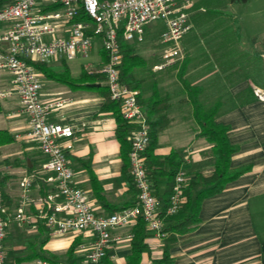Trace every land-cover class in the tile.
Masks as SVG:
<instances>
[{"label": "crops", "instance_id": "obj_1", "mask_svg": "<svg viewBox=\"0 0 264 264\" xmlns=\"http://www.w3.org/2000/svg\"><path fill=\"white\" fill-rule=\"evenodd\" d=\"M193 9L190 21L195 12ZM225 17L226 29L214 37L218 43L211 46L208 42L207 49L195 54L202 55V58L195 64L190 61L184 76L193 84L205 86L202 96L207 100L221 98L222 106L216 120L229 125V139L236 145L230 166L249 168L228 181L221 191L203 198L198 222L189 230L176 233V240L169 247L172 264H264V99L256 97L249 89L253 84L264 86V41L261 40L264 22H257L255 28L241 22L243 31L239 32V26L235 24L239 18L236 15ZM228 18L234 23L231 24ZM249 28L255 35H251ZM242 43L245 49L240 48ZM188 51L187 56L192 59ZM54 63L51 64L58 65V62ZM179 66L153 71L154 74L147 78L149 82L142 86V97L150 96L154 82L159 93L168 96L165 116L158 118L154 152L168 154L177 150L184 161L180 170L185 172L189 182L198 174H211L214 160L211 144L197 134L193 106L178 78ZM253 79L261 83H255ZM9 83L10 75L0 70V87H10ZM42 83V99H66L51 113L50 119L77 127L69 161L75 181L88 190L95 210L110 212L132 204L136 191L129 187L123 174L125 161L116 136L115 117L112 111L101 108L105 100L103 92L97 88L74 87L45 73ZM101 83L106 85L104 80L98 84ZM217 87L225 89L216 93ZM0 107V127L15 136L14 141L0 146V182L4 200L11 211L15 210L22 200L21 180L33 175L27 211L34 212L41 205L47 189L42 179L44 156L37 142L22 140L15 135L28 128L27 117L19 108L18 95L13 93L9 98H0ZM153 181L156 193L162 195L165 179L158 177ZM135 223L113 230L114 237L120 238L113 239L109 250V258L114 264H127L133 237H127V234H133ZM164 232L162 237H157L147 228L145 242L148 249L143 251L138 264H153L162 256L167 234ZM75 239L79 243L83 237L74 232L51 235L42 223L34 228L27 223L10 221L4 238L7 264H30L39 256L22 257L31 253L44 254L58 264H70L67 249ZM74 251L72 257L76 261ZM102 264H106L105 261Z\"/></svg>", "mask_w": 264, "mask_h": 264}, {"label": "built area", "instance_id": "obj_2", "mask_svg": "<svg viewBox=\"0 0 264 264\" xmlns=\"http://www.w3.org/2000/svg\"><path fill=\"white\" fill-rule=\"evenodd\" d=\"M194 0H11L0 6V70L10 75V87H0V98L18 95L20 111L27 117L28 128L16 133L22 140L37 142L44 160L42 179L46 194L36 211L28 212V191L33 175L21 180L22 200L15 210L5 203L0 182V264H7L4 248L10 221L32 227L44 224L51 235L74 232L83 240L74 248L78 264H102L109 255L113 230L142 218L148 230L157 237L165 232L156 186L148 173L144 150L151 140V126L139 102L138 90L120 79L122 40L141 44L148 27L162 21L163 29L156 37L160 53L153 71L175 65L185 57L182 38L191 31L190 13ZM100 42V63L97 68L110 92L118 101L124 119L133 127L130 133V174L138 190L136 200L110 212L93 207L87 189L75 181L69 161L74 146L76 125L50 119L65 98L44 100L41 97L43 72L33 62L51 64L88 55L96 41ZM264 64V53L262 54ZM256 97L264 99V86L254 84ZM188 178L183 170L175 176L173 191L166 207L175 214L185 199ZM133 234H127L132 237ZM30 264H58L37 257Z\"/></svg>", "mask_w": 264, "mask_h": 264}, {"label": "trees", "instance_id": "obj_3", "mask_svg": "<svg viewBox=\"0 0 264 264\" xmlns=\"http://www.w3.org/2000/svg\"><path fill=\"white\" fill-rule=\"evenodd\" d=\"M9 1L10 0H0V6ZM229 1L230 3L236 4L247 0ZM196 5L199 6L195 0L193 7L195 8ZM211 12L216 13L217 9L213 10V8H209V13ZM237 22L238 21H236V23ZM237 30L241 32L239 27ZM217 40L218 39H216L214 45L218 43ZM121 53L122 59L119 65L120 79L130 87L138 90L137 98L143 105L148 122L151 126V140L144 150L148 173L153 180H157L158 177L165 179L164 193L162 195L157 194V196L161 208L160 214L165 222L162 229L166 231L167 234L164 237L162 256L153 261V264H172L173 259L169 253V247L175 242L176 233H183L198 222V212L203 198L221 191L228 181L237 177L248 169L249 166L231 168L230 160L233 152L236 150V145L231 143L229 139V125L216 120V116L222 106V100L219 96L212 100H207V98L202 96L205 91V86L203 84H193L188 77L184 76L187 66L191 61V58L187 56L186 52L185 57L180 64H178L180 65L178 69V78L186 92L187 99L193 106V115L198 124L197 134L203 136L211 144L214 170L209 175L198 174L195 178L190 179L185 186V201L182 207L175 214H167L166 207L169 203V196L173 191L175 176L184 162L177 150H172L168 154H157L154 152L157 146L158 118L165 116V109H167L169 105L168 96H162L157 89L156 82H154L152 84V93L150 96L147 98L142 97V86L144 82L147 80L148 75L152 76L154 74L151 69L153 62L150 63L146 57L137 51L135 43L122 40ZM33 63L37 69L52 79L67 83L74 87L97 88L103 92L105 100L101 108L103 110L112 111L115 117L116 136L120 142L121 154L125 161L123 174L129 187L134 188L137 195L138 190L130 174L129 159V151L131 148L130 133L133 125L124 119L121 113L120 103L111 98L107 86L102 83L98 84L103 80V75L96 72L89 73L83 68L79 75L73 76L66 60H63L59 65H47V63L38 61ZM246 72L250 73L248 71ZM249 89L253 91L252 87H249ZM14 140L15 136L8 129L0 127V146ZM96 193L100 196L98 189H96ZM132 232V251L128 257L127 264H138L143 251L148 249L147 243L145 242L147 227L142 218H138L133 225ZM77 242L78 240L75 239L67 249L70 264H76L77 261L72 257ZM33 256L52 260L50 257L41 253H31L23 256L22 259H28ZM104 261L106 264H114L109 258V255L105 256Z\"/></svg>", "mask_w": 264, "mask_h": 264}, {"label": "rangeland", "instance_id": "obj_4", "mask_svg": "<svg viewBox=\"0 0 264 264\" xmlns=\"http://www.w3.org/2000/svg\"><path fill=\"white\" fill-rule=\"evenodd\" d=\"M196 2L198 3L199 6L196 5L195 8L193 9V11L195 10V12L193 13L191 19L192 29L182 38V44L184 46L185 53L188 51L186 50V48L187 47L189 48L188 54L190 53V56L192 57L191 64H195L196 62H199L200 59L202 58L201 57L202 55H195V54L201 52L203 48L207 49L208 42H210L211 46H213L214 45L213 42L216 41L214 39L216 33L218 34L220 30L226 29L224 25H226L225 20L227 19V17L224 18V16L236 15L239 19L237 20L238 22L235 24L236 25L238 24L240 31H243L241 22H244L245 25L251 28H255L257 22H264V0H247L245 2L236 3V4L230 3L229 0H196ZM209 8H213V10L217 9V12L209 13ZM228 19L230 23L232 21L231 24L234 23V21L231 18ZM148 28H149L147 31L148 35L145 42L141 44H137L136 49L140 54L145 56L148 59V61L151 63L154 62V60H156L158 54L160 53L159 51L161 46L157 42L156 37L158 36V32H160L163 29V23L162 21H157L152 23ZM251 30L253 29H250L251 35H255V32H251ZM261 40L264 41V36L261 38ZM234 42L236 44L238 43L237 40H234ZM185 45L187 47H185ZM243 46H241L240 48L245 49V45ZM100 51H101L100 42L97 40L93 50L90 51L88 55L86 56L79 55L78 57L68 59L67 63L69 65L72 75L73 76L79 75L83 68H97L101 60ZM182 60L178 61V63H176L175 65L180 64ZM60 63L61 62H59L58 65ZM54 64H47V65H54ZM95 72L100 73L97 71ZM147 80L148 81L144 82L145 84L144 86H146V83L149 82L150 79ZM253 82L261 83L259 80H254V79ZM223 89L225 88L222 87L215 88L216 93L218 92L220 93ZM208 92L211 93V91L209 90Z\"/></svg>", "mask_w": 264, "mask_h": 264}]
</instances>
